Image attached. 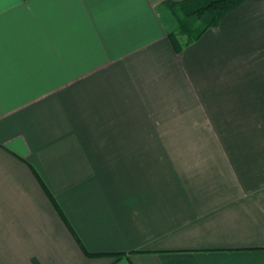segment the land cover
Segmentation results:
<instances>
[{
  "label": "crops",
  "instance_id": "crops-1",
  "mask_svg": "<svg viewBox=\"0 0 264 264\" xmlns=\"http://www.w3.org/2000/svg\"><path fill=\"white\" fill-rule=\"evenodd\" d=\"M165 1L0 0V264H264V0Z\"/></svg>",
  "mask_w": 264,
  "mask_h": 264
},
{
  "label": "trees",
  "instance_id": "trees-1",
  "mask_svg": "<svg viewBox=\"0 0 264 264\" xmlns=\"http://www.w3.org/2000/svg\"><path fill=\"white\" fill-rule=\"evenodd\" d=\"M244 0H179L165 1L175 27L168 32V37L176 50L181 48L178 35H184L186 42L198 38L207 28L217 24L219 19L229 10L241 4ZM96 255L101 253H90ZM120 257V254H115Z\"/></svg>",
  "mask_w": 264,
  "mask_h": 264
},
{
  "label": "rangeland",
  "instance_id": "rangeland-1",
  "mask_svg": "<svg viewBox=\"0 0 264 264\" xmlns=\"http://www.w3.org/2000/svg\"><path fill=\"white\" fill-rule=\"evenodd\" d=\"M175 24H176V21H175ZM174 27H175V25H174Z\"/></svg>",
  "mask_w": 264,
  "mask_h": 264
}]
</instances>
